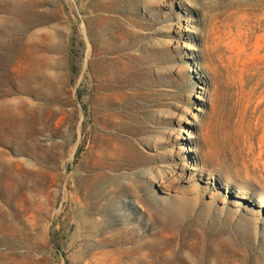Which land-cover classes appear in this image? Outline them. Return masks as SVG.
<instances>
[{
    "label": "rangeland",
    "instance_id": "rangeland-1",
    "mask_svg": "<svg viewBox=\"0 0 264 264\" xmlns=\"http://www.w3.org/2000/svg\"><path fill=\"white\" fill-rule=\"evenodd\" d=\"M0 264H264V0H0Z\"/></svg>",
    "mask_w": 264,
    "mask_h": 264
}]
</instances>
